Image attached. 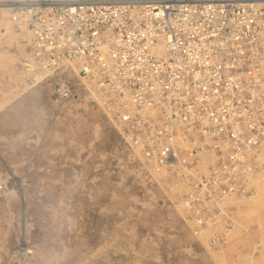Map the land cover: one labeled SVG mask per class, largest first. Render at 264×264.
Returning a JSON list of instances; mask_svg holds the SVG:
<instances>
[{
	"label": "built area",
	"instance_id": "obj_1",
	"mask_svg": "<svg viewBox=\"0 0 264 264\" xmlns=\"http://www.w3.org/2000/svg\"><path fill=\"white\" fill-rule=\"evenodd\" d=\"M9 24L29 35L23 72L36 81L70 68L115 103L122 138L157 171L187 173L182 206L196 230L224 213V198L254 194L264 178V0H20ZM58 78L66 98L71 85ZM206 140L215 160L201 173Z\"/></svg>",
	"mask_w": 264,
	"mask_h": 264
},
{
	"label": "rangeland",
	"instance_id": "obj_2",
	"mask_svg": "<svg viewBox=\"0 0 264 264\" xmlns=\"http://www.w3.org/2000/svg\"><path fill=\"white\" fill-rule=\"evenodd\" d=\"M9 25L0 23V264H264V208L248 218L224 207L201 236L180 210L187 173L155 176L144 149L122 138L115 103L70 68L36 81L23 72L29 35ZM57 77L71 85L66 98Z\"/></svg>",
	"mask_w": 264,
	"mask_h": 264
},
{
	"label": "bare ground",
	"instance_id": "obj_3",
	"mask_svg": "<svg viewBox=\"0 0 264 264\" xmlns=\"http://www.w3.org/2000/svg\"><path fill=\"white\" fill-rule=\"evenodd\" d=\"M17 0H0V16L1 18L3 17V20L0 22L2 26L5 25L7 27L9 25V21H6V17L11 13L10 7L13 6L14 2ZM19 1V0H18ZM11 15V14H10ZM0 18V19H1ZM9 20V19H8ZM7 25V26H6ZM10 26V25H9ZM9 28V27H8ZM11 29V28H10ZM2 31L4 28L1 29ZM14 34V33H13ZM26 35V34H25ZM28 36V35H26ZM23 75V74H21ZM20 74L16 75L15 80H16V86L17 88H22L21 85H19V79ZM40 78V77H38ZM37 78V79H38ZM23 85V84H22ZM105 103V102H103ZM106 104V103H105ZM103 106V105H102ZM105 107V106H104ZM109 109V107H108ZM177 144L180 148L182 149H188L191 147L192 143L190 140H183L179 138L177 140ZM203 144L208 145L207 147H202L200 151L198 152L199 155V161L197 164L198 170L200 169L201 172L206 173L207 168L210 163H212L215 159L214 153L211 151L209 148L210 142L208 140L204 141ZM262 155L264 157V144L262 146ZM148 168L151 172H156L155 176H160L159 171H155L154 166L151 163H148ZM176 166V165H175ZM147 168V169H148ZM177 168H181L179 165ZM182 169V168H181ZM175 171V169H174ZM179 172V171H178ZM173 173V172H172ZM170 174V173H169ZM173 175V174H172ZM171 175V176H172ZM175 175V174H174ZM173 177V176H172ZM176 178V177H175ZM253 184L255 186V191L254 194L249 198L247 201L240 200L239 198L235 197H228L224 198L221 203L219 204L220 207L223 209L224 207H229L230 209L234 208L235 212L240 215V216H245V217H251L254 216V214L257 212L259 208H264V178L262 176H256L253 179ZM177 193V192H176ZM180 204V203H179ZM179 207V205H178ZM180 210L182 213H185V211L182 209V206L180 205ZM226 211V210H225ZM262 212V211H260ZM226 213V212H225ZM264 215V214H263ZM261 216V215H260ZM236 218V217H235ZM237 220V219H236ZM256 221V220H255ZM257 221L264 226V219L263 217L258 218ZM206 229L200 230L201 236L206 233ZM209 238V237H208ZM220 245V244H219Z\"/></svg>",
	"mask_w": 264,
	"mask_h": 264
}]
</instances>
